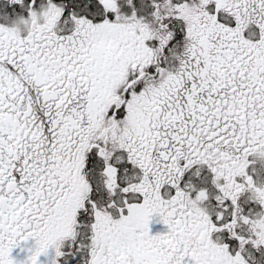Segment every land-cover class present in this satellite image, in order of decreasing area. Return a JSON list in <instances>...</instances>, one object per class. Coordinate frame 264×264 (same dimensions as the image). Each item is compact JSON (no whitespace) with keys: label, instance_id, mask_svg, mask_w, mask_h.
I'll list each match as a JSON object with an SVG mask.
<instances>
[{"label":"snow or ice","instance_id":"snow-or-ice-1","mask_svg":"<svg viewBox=\"0 0 264 264\" xmlns=\"http://www.w3.org/2000/svg\"><path fill=\"white\" fill-rule=\"evenodd\" d=\"M0 264H264V0H0Z\"/></svg>","mask_w":264,"mask_h":264}]
</instances>
